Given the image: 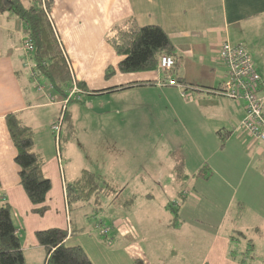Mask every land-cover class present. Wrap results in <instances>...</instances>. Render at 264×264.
Listing matches in <instances>:
<instances>
[{"label": "crops", "instance_id": "obj_1", "mask_svg": "<svg viewBox=\"0 0 264 264\" xmlns=\"http://www.w3.org/2000/svg\"><path fill=\"white\" fill-rule=\"evenodd\" d=\"M89 1L90 7L87 0L86 6L81 0H55L51 13L74 76L85 85L83 90L87 95L93 97L88 101L95 102L94 97L103 96L100 100L110 103L111 97L107 99V95L111 93L135 92L144 87L158 86L159 80L166 79L167 75L158 70L118 72L117 64L121 57L107 42V34L115 25L134 17L140 26H160L174 46L176 64L168 76L176 79L179 85L164 86L181 88L183 95L190 99L185 103L192 106L190 111H196L200 118L211 114L215 118L216 129L226 132V146L233 139L243 147V151L241 155L230 154L226 148L216 152L217 158L211 169L220 177V183L228 187L223 190L231 194L224 202L225 208L218 205V215L213 211L206 212V217H188L178 212L175 218L173 211H167V203L158 204L152 192H128L127 181L117 177L131 172L127 165L131 160L135 162L132 166L135 165L136 171L143 169L148 172L144 175L149 177L153 173L146 168L147 164L142 166L143 161L137 158L122 159L118 138L111 137L113 140L108 141L109 135L113 134L94 135L96 144H93V152L89 150L87 160L93 159V172L107 186L99 196L101 208L106 211L103 216L100 213L94 215V208L91 212L94 216L90 219L92 228L85 229L72 217L68 208L66 185L78 177L79 170L84 169L86 163H81V169L76 165L75 146L71 140L64 150L61 149L60 156L55 147V154L50 132L58 117L56 107H62L61 99L50 102L46 94L33 92L30 68L25 66L27 52L23 48L27 25L12 14L0 15V201L9 203L11 207L25 264H46V249L38 242L37 231L49 228L70 231L71 225L83 230L77 236L69 235L66 244L82 246L94 264H247L234 255V252L243 255L244 249L234 243L229 233H224V223L234 207L240 211L231 217L232 226H238L237 220L244 217L246 210L252 211L259 220L258 224L264 223V144L254 141L241 129L244 105L222 95L230 79L226 65L219 58V50L226 41L231 45L243 44L264 81V0H104L98 5ZM89 31L96 36L90 44L104 54L98 72L105 81L101 85L89 83L91 68L85 59V55L87 59L91 58L87 55L91 50L88 51L89 42L86 41L91 37ZM84 41L87 42L86 47ZM124 109L126 111L127 108ZM86 110H94L93 105L88 104ZM67 112L73 117L69 106ZM10 113H19L20 118L33 128L34 148L46 160L43 173L52 187L46 200L49 209L43 216L33 211L34 205L20 184L19 167L15 162L16 148L6 125V116ZM41 118L47 124L46 129L41 126ZM108 144L114 149H109ZM168 146L169 156L163 161H167V169L173 175L177 166L173 152L181 148L173 144ZM106 149L116 156L115 159L109 157L110 163L120 162L118 173H111V166L105 173L107 157H104V164L100 163L101 158L95 157H103ZM182 154L184 169L191 163L197 166L195 155L188 159L190 153L187 149L182 150ZM133 175L141 176L137 172ZM223 190L219 192L222 202ZM191 197L195 204H187L189 209H199L202 198ZM212 201L216 210L217 199L214 197ZM85 206H76L74 210L82 211ZM156 207L159 210L150 211ZM254 232L261 233L258 225ZM263 263L259 261V264Z\"/></svg>", "mask_w": 264, "mask_h": 264}, {"label": "rangeland", "instance_id": "obj_2", "mask_svg": "<svg viewBox=\"0 0 264 264\" xmlns=\"http://www.w3.org/2000/svg\"><path fill=\"white\" fill-rule=\"evenodd\" d=\"M100 2H104V0H92L93 5H98ZM81 3L86 6V0H81ZM89 3L90 1L87 0V4L90 7ZM89 35L91 37L89 40L86 38V41L89 42L88 51L90 49L91 50L90 55H87L91 58L87 59V56L85 55L86 65L92 69H90V76H88L90 81L89 83L90 85H101V83H105V81L103 76H99L100 73L98 72L101 68L100 65H102V62L104 61V54L98 48L92 47L90 44L92 38L96 37L94 32L89 31ZM29 39L31 40V37L26 34V39L23 41V48L26 52V46ZM72 42L76 44L73 39ZM87 42L84 41L85 47L87 46ZM29 63L31 64L30 68L33 67L34 70H36L31 60V56ZM110 70L114 72L112 67ZM118 72L120 71L118 70ZM39 79L41 81V85L46 86L45 91H47V85L50 83L49 80L42 74ZM32 82L34 86L32 88L33 92H38L36 84L34 83L35 80L32 79ZM72 85L71 80L69 85L66 87L67 94L70 92ZM49 92L52 93L55 98H60L64 101L65 98H62L56 90H51ZM182 92L183 90L181 88L176 89L174 87H165L160 85L150 86L149 88L144 87L130 93H111L107 95V99L111 97L110 103L102 102L100 98H103V96L94 97L96 101L91 102L88 101L91 100L90 98H93L91 95H87L86 92L79 93L80 99L78 100L74 98L68 104L74 117L73 118L71 116V120L75 128L74 137L71 138V142L73 141L75 146L73 148V154L77 158L76 165L81 169V163L85 162L86 165L84 169L93 171V159L87 160V155L89 150L93 149V144H96L94 142L95 138L97 139V135H101L102 133H105L104 135L113 134V136L109 135L110 137H108V141L110 143L113 139L118 138L117 142L119 144L118 147H120L122 151L120 154L122 159L130 160V158H137L139 161H143L141 162L142 166L147 164L146 168L152 170L150 173H153L148 177V172L143 171V169L136 171L138 169L134 168L135 165L132 166V163L135 164V162L131 160V162L127 164L131 172L128 171L127 173L121 174V176H117L120 177L121 180L127 181L129 188L127 189L128 192L133 190H137L139 193L142 191L152 192L158 204L161 202L163 203V201L167 203L166 206L169 213H173L170 205L173 201H177L176 205L178 206L175 209L177 210V213L179 212V214H184V216L206 217V212L211 213L213 211H215V214L218 215V205L225 208L224 205L226 201H228L231 194L223 190L228 189V187H226L223 183H220V177L215 171H212L211 165H214L217 158L216 152L219 151V149L226 148V152H229L230 154L241 155L243 147L233 139L228 141L226 146V132H224L223 129H216L217 126H215L216 122L214 121L215 118L211 117V114L200 118L196 111H190L192 106L185 104L186 102L188 103L190 99L188 96L186 97L183 95ZM46 102L47 101L45 100V103ZM88 104L93 105L94 110L87 111L86 107ZM123 107L127 108L126 111ZM56 108L58 116H60L62 114V107ZM43 115L46 117L47 113L44 112ZM69 115L71 114L69 113ZM46 125L47 124L41 118V126L46 129ZM67 127L68 123L65 121L62 125V136L69 130ZM76 127L79 132H77L78 130ZM44 129H42V131H44ZM50 132L53 137L54 150L56 154L55 147L57 146H55V138L53 132ZM117 133H119V135H117ZM94 135L97 137H94ZM248 139L250 138L248 137ZM67 144H69L68 141L62 140L61 148L64 150L68 146ZM85 144L88 145V149L85 148ZM170 144H173L174 147L180 146L179 148L181 149L179 150L181 152L182 150L187 149L188 154L190 153L188 159H190L192 155H195V158L197 159L195 161V165L197 166H194V163L190 162L191 164H188L184 171L175 170V172H173V176L172 172L167 169V161H163V159H166L169 156L167 149ZM106 146L111 150L114 149V146H111L110 144ZM96 148L97 145L95 149ZM105 151L107 152L103 157H95L98 159L101 158L100 163L102 164L105 163L104 157H107L108 165L105 167V173L109 172L110 166L111 173H118L120 169V162L110 163L109 157L111 156L112 159H115L114 157L116 156L107 149ZM203 165L207 166L205 173L210 176L209 178L198 177L195 175L198 172L199 167H202ZM96 167H99V165ZM81 170H79V174ZM136 172L141 176L145 173L147 175H144L142 179L141 176L137 177L136 175H133ZM184 173H186L185 177L182 176ZM232 181L234 182L235 179H232ZM156 182L158 183L157 186ZM185 190L189 192L190 196L189 194L187 196L183 194ZM221 190H223V202L220 201L221 193L219 192ZM100 194L93 197L89 204H85L86 206L83 207L82 211H72V217L74 219L76 218V221L79 224H83L85 229L90 230L92 228L90 225V219H92L94 215H98V213H100L99 215L103 216V212L106 211V209L101 208V201L99 202ZM191 195L200 196L203 200L200 208L197 210L189 209L187 205L193 204L194 206L195 204L193 203L195 200L191 197ZM214 197L217 199L216 210L214 209L215 204L212 201V198ZM94 208L95 210H93ZM92 210L95 211L94 213L96 214L93 215L91 213ZM157 210H159L158 207L150 211L153 212ZM239 211L236 207H234L232 209V214H230L224 223V233H229L233 237L234 243L236 245H240V247L244 249L243 255H241L242 253L240 252H234V255L238 257V259H244L247 264H259V261L264 262V223H259V225V220L256 219L252 211L246 210L244 215L245 218L243 217L241 220H237L238 226H232L231 217L234 218L236 213H239ZM85 214L88 215L85 216ZM256 225L260 228L261 233L254 232V227ZM257 255H259V257Z\"/></svg>", "mask_w": 264, "mask_h": 264}, {"label": "trees", "instance_id": "obj_3", "mask_svg": "<svg viewBox=\"0 0 264 264\" xmlns=\"http://www.w3.org/2000/svg\"><path fill=\"white\" fill-rule=\"evenodd\" d=\"M54 2L55 0H0V15L12 14L27 25V34L34 46L31 55L34 67L49 80L62 98H66V87L71 82V74L65 51L54 27L51 14ZM106 39L121 57L117 67L122 73L154 71L158 69L162 55L174 58V46L166 32L157 25L140 26L134 17L115 25ZM79 87L85 89V85L80 82ZM71 119L66 107L62 125L67 121L69 130L63 136L60 134V152L62 140L70 141L74 137L75 128ZM6 125L16 148L15 162L19 167L20 184L34 205L33 211L43 216L49 209L46 200L52 185L43 173L46 160L34 148V130L20 118L19 113L8 114ZM173 158L177 164L176 170L184 171L182 152H173ZM205 169L207 170V166H203L196 176L209 178ZM182 176L185 177V173ZM106 187L96 173L82 169L78 177L66 185L70 212L76 206L89 204ZM170 206L176 218L178 213L174 208L175 204ZM82 230L71 225L70 231L60 228L37 231V240L46 249V264H94L82 246L66 244L69 235L77 236ZM0 264H25L21 241L12 220L11 207L9 203L1 201Z\"/></svg>", "mask_w": 264, "mask_h": 264}, {"label": "built area", "instance_id": "obj_4", "mask_svg": "<svg viewBox=\"0 0 264 264\" xmlns=\"http://www.w3.org/2000/svg\"><path fill=\"white\" fill-rule=\"evenodd\" d=\"M27 60L25 66L31 67L29 63V56L34 51L33 42L29 39L27 42ZM31 52V53H30ZM30 54V55H29ZM67 58V56H66ZM219 58L224 62L228 69L229 82L225 85L222 95L229 99L242 103L244 105V118L241 121V129L249 135L254 141L264 144V81L261 74L258 72L250 53L243 44L231 45L229 42H224L219 50ZM68 67L71 74L72 88L64 101L59 102L62 104V114L58 116L52 124V132L57 144L58 155L60 152V134L62 130V122L64 112L68 103L74 98L80 99L79 93L84 91L79 87V82L74 76V70L70 61L67 58ZM175 59L169 55H162L160 57L158 71L167 75L166 79L159 80V85L178 86V82L174 78H169V73L175 67ZM39 70L30 68V75L35 80L38 92L46 94L50 102H58L59 99L55 98L49 91L54 90L51 83H48V90L45 91L44 85H41ZM64 102V103H63ZM185 196L189 194L187 190L183 192ZM177 201H173L176 205ZM107 233V231H105Z\"/></svg>", "mask_w": 264, "mask_h": 264}]
</instances>
